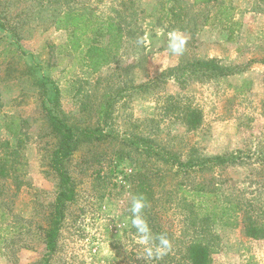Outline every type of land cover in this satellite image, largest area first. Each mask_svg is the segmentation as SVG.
Wrapping results in <instances>:
<instances>
[{"label":"rangeland","instance_id":"374dc122","mask_svg":"<svg viewBox=\"0 0 264 264\" xmlns=\"http://www.w3.org/2000/svg\"><path fill=\"white\" fill-rule=\"evenodd\" d=\"M66 11L115 25L121 41L110 65L97 73L85 67L69 43L73 30L56 27ZM0 18L7 25L0 29V264H43L41 229L58 189L49 167L58 139L45 111L54 87L56 111L69 125L99 128L105 138L82 144L66 164L77 196L51 264H186L185 241L172 239L167 255L148 259L135 230L118 223L143 196L153 234L176 231V239L192 229L177 186L188 181L219 188V205L242 207L213 225L212 264H264V238L246 231L250 221L264 223V0H0ZM172 30L187 39L180 56L167 49ZM87 35L90 42L94 33ZM205 61L235 73L206 78L194 66ZM170 69L175 76L152 84ZM106 100L112 107L101 124ZM191 110L201 119L193 128ZM164 148L183 160L239 153L242 160L174 177L160 161Z\"/></svg>","mask_w":264,"mask_h":264},{"label":"trees","instance_id":"16d2710c","mask_svg":"<svg viewBox=\"0 0 264 264\" xmlns=\"http://www.w3.org/2000/svg\"><path fill=\"white\" fill-rule=\"evenodd\" d=\"M197 1L199 3H209L212 0ZM94 19L93 15H80V13L66 11L59 16L55 24L59 30H73L69 40L72 49L80 52L85 67L93 73H97L112 63L114 60L112 50L120 47L121 38L114 33L115 25L113 23L110 21L94 22ZM0 29L7 30V25L1 18ZM88 33H94V37L90 42H87ZM108 36H110L108 41L102 45L100 38ZM84 41L85 44H82ZM194 66L206 78L229 76L234 74L236 70L231 67H222L215 61L195 62ZM175 73V69L167 70L152 84L159 81L164 83L168 77L175 76ZM53 90L55 95L51 102L54 106L46 108L45 111L50 133L58 139V144L49 160L50 170L58 179V189L55 200L50 203L51 214L49 215L48 224L41 229L46 249L43 264H51L59 252V239L63 223L67 217V210L76 201V185L66 168V164L82 144L98 142L105 138L99 128L79 129L70 126L66 117L60 115L61 111H56L59 105L60 91L58 87H54ZM111 107L112 102L110 100H106L102 105L99 112V122L101 124L107 120L106 116ZM200 122L198 111H188L186 123L191 128L196 127ZM240 154H230L229 157L215 156L205 159L189 158L183 160L180 155L164 148L160 150V161L167 165V168H163L166 169V172H175L174 177L183 175L191 178V172L212 171L215 168H224V165L228 163L233 164L239 160L241 161ZM1 174L5 176V169L1 170ZM164 174V172L160 171V185L164 180ZM177 186L178 192L181 193L179 205H182L183 209L189 213L191 217L190 227L192 229H185L176 239L173 237L174 234L176 235V231L170 233L167 231L162 232L160 229V234H166L170 241L173 239L174 242H186L183 255V260L186 261V264H212L211 256L218 250L219 241V237L212 231L213 225L226 218L230 219L234 215L233 213H238L242 207H240L239 203L230 206L227 203L219 205L220 189L214 187L210 190L206 183L194 185L193 182L188 181L185 184L183 182L177 183ZM216 186H219V184L217 183ZM142 189L146 194H148L147 192L151 193V186H148V189L144 187ZM190 217H187V220ZM246 231L247 235L253 239L264 238V223L257 225L255 222L250 221L246 225Z\"/></svg>","mask_w":264,"mask_h":264},{"label":"clouds","instance_id":"9594fccd","mask_svg":"<svg viewBox=\"0 0 264 264\" xmlns=\"http://www.w3.org/2000/svg\"><path fill=\"white\" fill-rule=\"evenodd\" d=\"M163 32V30H161ZM144 38H141L143 42ZM187 39L179 30H172L167 33V49L175 55L183 54ZM146 207V201L143 196H134L129 208L130 215L124 220L119 221V229L127 230L129 224L135 230V243L143 248V252L148 259L162 258L167 255L172 244L166 234L154 235L147 220L143 215V209Z\"/></svg>","mask_w":264,"mask_h":264}]
</instances>
